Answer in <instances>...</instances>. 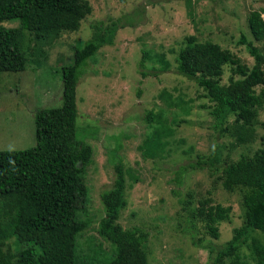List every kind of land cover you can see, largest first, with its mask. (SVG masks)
Instances as JSON below:
<instances>
[{
    "label": "rangeland",
    "instance_id": "rangeland-1",
    "mask_svg": "<svg viewBox=\"0 0 264 264\" xmlns=\"http://www.w3.org/2000/svg\"><path fill=\"white\" fill-rule=\"evenodd\" d=\"M89 2L92 13L78 31L35 41L26 71L0 74V151L36 146L35 112L62 106V68L73 62L75 49L92 38L96 25L121 20L114 45L103 47L88 62L77 88L81 137L94 148V161L86 175L90 203L81 214L90 225L78 237L79 253L91 257L101 252L102 263L113 258V246L98 230L106 214L101 193L116 180L113 157L117 156L127 172V207L119 223L124 229L138 227L148 234L144 245L148 263L207 264L209 252L193 245L192 234L217 246L225 244L245 221L243 196L227 192L218 175L213 176L207 167L185 173L181 167L196 164L199 156L213 158L216 144L224 146L221 159L229 164L264 149L260 126L264 104L254 140L240 144L235 135L220 136L212 129L214 118L209 114L214 103L196 82L178 73L176 59L188 39L194 37L197 42L219 44L241 64L253 68L257 62L241 41L245 38L258 47L264 59V40L257 41L249 26L250 14L264 9V0ZM2 25L14 28L19 22ZM144 54L149 56L146 64L151 69L147 77L142 76L140 67ZM166 62L169 67L165 72L152 69L165 68ZM260 66L264 71V60ZM235 68V64L224 67L223 85H228L231 77L242 78L234 75ZM257 94H261V87ZM150 112L156 117L151 124L147 122ZM159 117L171 133L163 137L166 147L160 155L150 157L146 142L159 126ZM235 120L231 115L227 125H234ZM209 197L213 204L232 210L229 220L219 224L218 239L202 223L195 220L192 224L190 219L199 201ZM253 236L264 243L262 232ZM240 260L242 264H254L249 246L241 251Z\"/></svg>",
    "mask_w": 264,
    "mask_h": 264
},
{
    "label": "trees",
    "instance_id": "trees-1",
    "mask_svg": "<svg viewBox=\"0 0 264 264\" xmlns=\"http://www.w3.org/2000/svg\"><path fill=\"white\" fill-rule=\"evenodd\" d=\"M91 13L89 0H0V74L26 71L35 41L76 32ZM262 14L264 9L253 11L249 17L257 41L264 40ZM13 21H18L19 26L2 25ZM120 22L96 25L92 38L82 48H76L73 62L62 68L63 103L35 112L36 146L0 151V264H149L144 249L148 234L138 227L124 229L119 223L127 207V172L117 156L113 157L116 180L101 193L106 214L98 230L113 246V258L102 263L101 252L91 257L80 255L78 246V237L90 225L81 219V214L90 203L86 175L94 161V148L81 137L77 88L88 62L103 47L114 45ZM241 42L257 62L253 68L241 64L219 44L197 42L194 37L188 39L176 60L178 73L196 82L214 103L209 112L214 118L212 129L220 136L235 135L237 142L243 144L254 140L257 134L255 125L264 104V71L260 66L264 59L258 47L245 38ZM147 58L144 54L140 63L143 77L151 73ZM228 64H235L234 75L242 78L231 77L229 84L223 85L224 67ZM168 67L166 62L165 68L152 69L158 73ZM231 115L236 116L232 126L227 125ZM154 120L153 112L147 114L149 124ZM159 123L146 142L150 157L160 155L166 147L163 137L171 133L161 117ZM260 126L264 130V122ZM223 150L222 144H216L213 158L205 160L199 156L196 164L184 165L181 171L207 167L213 176L218 175L217 180L222 181L227 192L242 194L245 221L221 246L198 238L195 233L193 245L209 252L207 264H225L227 260L242 264L240 254L248 246L254 264H264V243L253 236L258 231L264 234V149L230 164L221 159ZM177 180L181 183L180 177ZM231 211L230 207L213 204L209 197L199 201L190 219L192 224L195 220L202 223L218 239L219 224L229 220Z\"/></svg>",
    "mask_w": 264,
    "mask_h": 264
}]
</instances>
